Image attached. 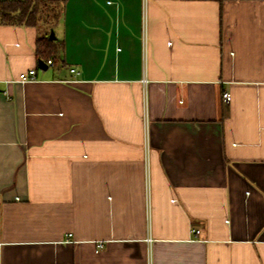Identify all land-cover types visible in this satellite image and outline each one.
Here are the masks:
<instances>
[{"label":"crops","instance_id":"0c3cea01","mask_svg":"<svg viewBox=\"0 0 264 264\" xmlns=\"http://www.w3.org/2000/svg\"><path fill=\"white\" fill-rule=\"evenodd\" d=\"M63 2L60 64L0 23V264H264V0Z\"/></svg>","mask_w":264,"mask_h":264},{"label":"trees","instance_id":"16d2710c","mask_svg":"<svg viewBox=\"0 0 264 264\" xmlns=\"http://www.w3.org/2000/svg\"><path fill=\"white\" fill-rule=\"evenodd\" d=\"M63 0H0V23L29 26L38 31L36 53L43 62L60 59L61 45L50 33L62 17Z\"/></svg>","mask_w":264,"mask_h":264},{"label":"built area","instance_id":"2783aa9c","mask_svg":"<svg viewBox=\"0 0 264 264\" xmlns=\"http://www.w3.org/2000/svg\"><path fill=\"white\" fill-rule=\"evenodd\" d=\"M47 64L49 66H52L53 65V62L51 60H49L47 62ZM72 72H74L75 70L72 69L71 70ZM36 80V70H29L28 72H24L20 75L19 79H18V82L22 83V84H25V83H28V82H32V81H35ZM223 100L224 102L226 103H229L230 100H231V94L230 92H224L223 93ZM200 231H197V233H199ZM99 247L102 246V244H99L98 245Z\"/></svg>","mask_w":264,"mask_h":264},{"label":"water","instance_id":"95a60500","mask_svg":"<svg viewBox=\"0 0 264 264\" xmlns=\"http://www.w3.org/2000/svg\"><path fill=\"white\" fill-rule=\"evenodd\" d=\"M50 39L51 40H55L56 39V35H55V32H54L53 29L51 30V33H50ZM41 65L43 66V62L42 61H41Z\"/></svg>","mask_w":264,"mask_h":264},{"label":"rangeland","instance_id":"374dc122","mask_svg":"<svg viewBox=\"0 0 264 264\" xmlns=\"http://www.w3.org/2000/svg\"><path fill=\"white\" fill-rule=\"evenodd\" d=\"M54 30V32H55V34L58 32H60V27H59V29L57 28V29H53ZM58 42V41H57ZM57 64H60V59L57 61ZM60 66V65H59Z\"/></svg>","mask_w":264,"mask_h":264}]
</instances>
